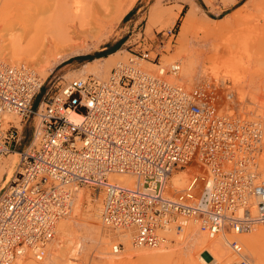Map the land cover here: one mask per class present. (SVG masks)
I'll return each instance as SVG.
<instances>
[{"label": "built area", "instance_id": "obj_1", "mask_svg": "<svg viewBox=\"0 0 264 264\" xmlns=\"http://www.w3.org/2000/svg\"><path fill=\"white\" fill-rule=\"evenodd\" d=\"M137 46L105 78L54 79L36 107L44 79L32 66L0 58V158L16 150L23 124L34 119L0 192V264L27 254L43 259L83 185L101 192L103 223L132 228L135 245L157 246L186 217L209 236L264 222V112L224 111L216 84L174 82L167 74L177 59L148 69L141 60L160 55ZM11 112L17 123L5 117ZM181 170L187 180L177 189L171 181ZM121 172L132 174V186L110 179ZM229 242L238 255L230 264H248L238 240ZM112 248L119 251L120 241Z\"/></svg>", "mask_w": 264, "mask_h": 264}, {"label": "rangeland", "instance_id": "obj_2", "mask_svg": "<svg viewBox=\"0 0 264 264\" xmlns=\"http://www.w3.org/2000/svg\"><path fill=\"white\" fill-rule=\"evenodd\" d=\"M109 32L97 45H91V48L89 47L86 51L74 54L60 62H50L43 70L44 72L37 69L36 64H34L36 60L40 59L41 61L43 56L35 60L22 55L24 57L21 60H16L30 64L44 79L40 91L33 98V107L38 105L43 93L54 79L68 80L79 75L86 76L89 73L101 77L89 71L90 69H85V65L96 60L105 63V58L113 54L114 60L110 63L106 74L102 76L105 78L110 68L119 59H125L132 49L138 48L137 44L140 42L151 51V56L155 51H158L160 55L159 59L157 57L154 60H141L145 68L155 69L158 61L161 64H168L177 59L181 64V69L175 77L170 78L172 81L188 87L201 80H208L216 84L219 92V103L224 111L234 112L249 118L264 112V104H260V100L264 101V0H127L116 25ZM3 52L0 53V57L10 61L6 50ZM226 91L233 93L230 100L225 98ZM13 120L17 123L16 114H14ZM33 123L34 119L31 116L23 124L19 140L15 146L16 152L29 144ZM8 155L6 154L4 157ZM261 155L263 157L261 162H263L264 144ZM18 157L19 155H17V161L10 177L8 179L2 177L0 192L2 187L13 178L17 169ZM262 164L264 166V162ZM185 172L187 175L188 172L184 170L183 173L185 174ZM185 177L184 175V179ZM183 185L184 181L178 185V188H182ZM80 190H82L84 197L82 198L83 203L81 202L80 220L84 221L85 225L76 226L72 217L62 220L64 222L68 219L70 225L67 235L63 234L67 241L60 242L64 247L61 246L59 249L64 252L60 251V254L55 257V254H52V249H50L51 243H49L43 259L37 260L27 254V257L23 256L22 262L30 261L33 264H139L135 255L129 256L131 251L137 248L151 249L157 247L136 246L131 242V235L129 242H124L119 239L120 232L116 233L113 229L105 227L99 217V238L90 237L94 235L89 234L87 228L88 212H82L88 203L92 206L96 205L99 210L102 194L98 192L97 188L88 185H83ZM72 212L71 210L70 214ZM70 214L68 217L72 216ZM76 215L74 213V216ZM185 220L187 222H184L185 225L182 224V226L186 227V224L191 221L198 228L191 225L189 229L184 230V227L182 229L176 226L175 222L172 227L173 230L171 228L166 231L165 236L166 241H168L167 243L163 241L166 244L162 245L171 247L168 251V254L172 252L171 257L160 263L189 264L185 255L193 248L190 247L188 239L181 238L190 233L195 234L196 231L204 236L207 235L192 218L186 217ZM262 226H264V222L255 224L249 232L243 233L241 236L238 234L242 243L244 242L243 246L246 253H249L250 246L254 248V245L247 241L248 235ZM172 231H174V235ZM58 236L59 233L56 241H59ZM208 236L206 237H212ZM261 238L260 243L255 242V248H257L258 255L261 254L260 257L264 258V235ZM216 240L223 242L219 238ZM114 241L121 243V248L117 252L111 251L110 248V244ZM224 249V260L229 257L231 263L234 260V255L227 245L224 246ZM199 252L208 261L212 260L213 256L207 249L202 247ZM48 255V260L44 261Z\"/></svg>", "mask_w": 264, "mask_h": 264}, {"label": "bare ground", "instance_id": "obj_3", "mask_svg": "<svg viewBox=\"0 0 264 264\" xmlns=\"http://www.w3.org/2000/svg\"><path fill=\"white\" fill-rule=\"evenodd\" d=\"M126 2L127 0H0V53H4L3 51L6 50V54L8 55L7 57L14 61L12 62L11 60L9 61L5 58H0L13 64H18L20 61L16 60H21V58L24 57L22 55H26L30 59L35 60L43 56V59L41 61L40 59L36 60V63L34 62V64H36L37 69L44 72L43 70H45L46 66L50 62H60L74 54L86 51L87 49H89V47L91 48V45H97L102 39L106 37V33L114 28ZM112 55L109 56L110 58H105V63H100L99 60L92 61L90 63L88 62V64L85 65V69H90L89 71L101 76L98 77L95 75L96 77L102 78V76L106 74L105 72L108 70L110 63L114 60V56ZM119 60H123V58ZM22 63L25 64V66H31L28 63ZM180 69L181 64L178 66V69L174 73L167 74V77L169 79L175 77L180 72ZM79 76L82 78L84 77V75ZM260 104H264V101L260 100ZM5 117L14 118V113H7ZM255 117L256 116H254V118ZM11 152L10 154L8 153L9 155L7 154L8 156L4 157V155L0 158V181H3V176L6 177L5 179H8L14 170L19 151L16 152L14 150V152ZM262 158L263 157L261 155L258 159V164L260 167L263 166L262 163L264 162V159L263 162H261ZM182 173L183 170L178 171L172 177L171 182L177 189H179L178 185L182 184L183 181L185 183L187 180L186 172L185 174ZM184 175L186 176L185 179ZM109 177L111 180L118 181V183L124 186H132L135 182L134 177L129 172L111 173ZM81 188H83V186L80 187V189ZM80 189L76 193V199L73 203V212L70 214L72 216L68 217V214L67 216L60 218L56 223V237L54 236V238L52 239L53 242H50V249H52V254H55V257L56 255L58 256L60 254V251L64 252L59 248L63 246L60 242H64V240L67 239L66 237H64V235L68 233L70 229V225L68 224L67 220L72 217V220H74L76 226L84 224V221L82 222V220H80V214L82 211L81 202L82 198H84L82 190ZM90 205L91 204L89 203L86 204V207L83 209L82 213H84V211L85 213L88 212L87 218L89 222H87V228L89 229V234L95 236L90 237L99 238L98 235L100 234V223L98 221V217L101 219L100 206L98 210L96 205ZM74 213H76L77 215L74 216ZM65 218L68 219L64 220L63 222L62 220ZM61 221L62 223L60 224V227L59 223ZM191 221H189L190 223L188 222L186 224V227L182 226L181 228L183 229L184 227V230H186V228L189 229V226L191 225H195L197 227V225ZM183 222H187V220L184 219ZM101 223L105 227L111 229V227L103 223L102 219ZM254 226L255 225H253L249 230L246 231H241L238 233L222 232L213 235L212 237L208 236L209 238L206 237V234V236H204L197 231L195 232V234L190 233L188 235H185V237H183V235V238L181 239H188L190 247L193 248L191 251L187 250L190 251L189 253H187L186 251L187 254L185 253V258L189 264H229V257H226V259L224 260V246L227 245L228 247H230L229 240L231 238H235L241 244V248L244 253H246L243 246L244 242L242 243V239H240L241 237H238V234H240L241 236L243 233L249 232ZM113 230L116 231V233L120 232L119 239H122L126 243L129 242V238L131 235V242L134 244V231L132 230V228L121 229V227L119 226V229ZM173 232L174 231H172V233ZM58 233L59 241H56ZM180 234L182 233L180 232ZM263 235L264 226L258 227L254 232H252L251 235H248V237L246 236L248 238L247 241H249L250 244L254 245V248H251L250 246L248 250L250 254L246 253L249 257L248 264H264V258L260 257L261 254L258 255L257 248H255V242L260 243L262 239L261 237H263ZM215 238H219L223 240V242L220 240H216ZM164 241H166V239ZM166 243L162 242V244H158L156 248L151 249L137 248L136 250L131 251L129 253V256L135 255L139 261V264H162L163 260L166 261L168 257H171L170 254L172 253L170 251L171 253L168 254V251L171 247L162 246ZM112 245L113 243L110 244L111 251H113ZM202 247L204 249H207V251H209L213 256L211 261H208L200 254L199 251ZM230 249V252L232 251L234 255V259H236L238 255L233 252L231 247ZM49 253H51L50 250ZM23 258V256L16 258L12 262V264H33L30 261L22 262ZM48 258L49 255L44 261H47Z\"/></svg>", "mask_w": 264, "mask_h": 264}]
</instances>
